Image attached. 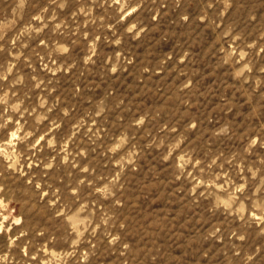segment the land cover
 I'll list each match as a JSON object with an SVG mask.
<instances>
[{
  "label": "rangeland",
  "instance_id": "1",
  "mask_svg": "<svg viewBox=\"0 0 264 264\" xmlns=\"http://www.w3.org/2000/svg\"><path fill=\"white\" fill-rule=\"evenodd\" d=\"M0 264H264V0H0Z\"/></svg>",
  "mask_w": 264,
  "mask_h": 264
},
{
  "label": "bare ground",
  "instance_id": "2",
  "mask_svg": "<svg viewBox=\"0 0 264 264\" xmlns=\"http://www.w3.org/2000/svg\"><path fill=\"white\" fill-rule=\"evenodd\" d=\"M13 136V135H12ZM11 142V141H10ZM8 145V144H7Z\"/></svg>",
  "mask_w": 264,
  "mask_h": 264
}]
</instances>
